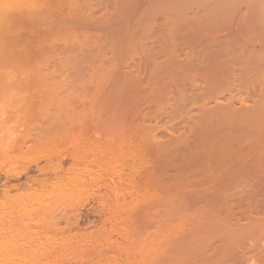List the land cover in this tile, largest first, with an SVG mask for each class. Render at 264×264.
<instances>
[{
  "label": "rangeland",
  "instance_id": "374dc122",
  "mask_svg": "<svg viewBox=\"0 0 264 264\" xmlns=\"http://www.w3.org/2000/svg\"><path fill=\"white\" fill-rule=\"evenodd\" d=\"M0 3V264H264V0Z\"/></svg>",
  "mask_w": 264,
  "mask_h": 264
},
{
  "label": "bare ground",
  "instance_id": "6f19581e",
  "mask_svg": "<svg viewBox=\"0 0 264 264\" xmlns=\"http://www.w3.org/2000/svg\"><path fill=\"white\" fill-rule=\"evenodd\" d=\"M0 9H2L1 3H0ZM8 34H9V22L6 19V15L3 14L0 10V77H6V76L8 77L16 74V72H14L11 68V63L9 59L12 42L9 39ZM6 259L8 260L9 258L7 257Z\"/></svg>",
  "mask_w": 264,
  "mask_h": 264
}]
</instances>
